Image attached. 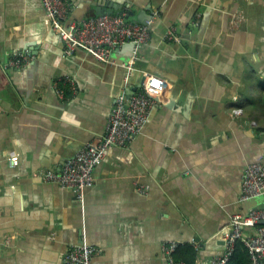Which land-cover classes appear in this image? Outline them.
I'll list each match as a JSON object with an SVG mask.
<instances>
[{"label":"crops","instance_id":"1","mask_svg":"<svg viewBox=\"0 0 264 264\" xmlns=\"http://www.w3.org/2000/svg\"><path fill=\"white\" fill-rule=\"evenodd\" d=\"M67 2L77 22L101 8L154 15L150 37L102 61L68 51L41 0H0V264H61L82 243L98 250L90 264H168L169 241L192 244L206 264L224 252L231 218L264 206L241 199L245 165L264 162V0ZM15 52L29 62L10 65ZM144 71L167 86L140 133L107 149L83 200L45 180L41 170L104 135L115 99ZM61 76L75 82L62 98Z\"/></svg>","mask_w":264,"mask_h":264},{"label":"built area","instance_id":"2","mask_svg":"<svg viewBox=\"0 0 264 264\" xmlns=\"http://www.w3.org/2000/svg\"><path fill=\"white\" fill-rule=\"evenodd\" d=\"M47 21L66 45L68 51L82 48L99 60L108 61L111 51L127 42L135 48L146 43L150 37V24L154 15L144 22L131 21L125 18V12H101L91 15L80 22L67 18V0H41ZM235 18L232 24H235ZM167 39L178 40L173 27L165 33ZM26 52H15L9 63L19 66L29 62ZM132 62V60H131ZM165 78L143 72V79L130 95L121 93L115 99L111 109L104 135L96 142L83 145L75 154L67 158L60 168L41 170L40 175L49 181L74 192L78 201H82L84 190L93 182V170L101 162L107 149L112 145H125L137 134L148 116L150 108L157 105L160 94L165 90ZM53 88L59 97H64L66 88L75 90V82L69 76H61L54 80ZM235 113L240 109L235 108ZM256 196L264 198V162L250 161L242 172L241 199ZM264 206L255 207L246 214H235L231 218L229 230L223 239L225 250L207 261L206 264H224L232 251L233 244L240 239L247 247L249 264H264ZM250 228L251 233L244 235L243 230ZM178 243L169 241L161 244L168 264H185L175 260L171 253ZM97 248L87 244L71 245L64 254L61 264H90ZM196 264H201L197 262Z\"/></svg>","mask_w":264,"mask_h":264},{"label":"trees","instance_id":"3","mask_svg":"<svg viewBox=\"0 0 264 264\" xmlns=\"http://www.w3.org/2000/svg\"><path fill=\"white\" fill-rule=\"evenodd\" d=\"M198 255L197 250L190 243L177 244L171 253V256L175 260H182L185 264H196L198 262ZM224 264H249L247 247L240 239L234 242L232 251Z\"/></svg>","mask_w":264,"mask_h":264},{"label":"water","instance_id":"4","mask_svg":"<svg viewBox=\"0 0 264 264\" xmlns=\"http://www.w3.org/2000/svg\"><path fill=\"white\" fill-rule=\"evenodd\" d=\"M104 11H107V12H113L112 9H104V8H101V11H98V13H100V12H104ZM139 21H140V22H144L143 19L140 18V17H139ZM262 222H264V221H262Z\"/></svg>","mask_w":264,"mask_h":264}]
</instances>
